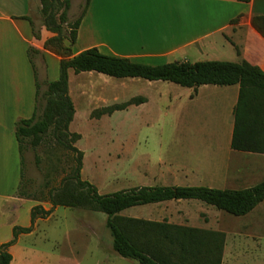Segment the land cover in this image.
<instances>
[{
    "label": "rangeland",
    "instance_id": "obj_1",
    "mask_svg": "<svg viewBox=\"0 0 264 264\" xmlns=\"http://www.w3.org/2000/svg\"><path fill=\"white\" fill-rule=\"evenodd\" d=\"M114 1L116 10L114 16H108V20L112 19L108 29L109 40L115 46L136 48L141 31L160 33L155 29L158 22L144 16L149 13L147 7L153 9L157 5L156 0ZM132 1L139 4L143 14L141 31L126 13ZM70 2L68 20L73 22L80 15L84 0ZM31 4L35 24L32 23L40 34V2L31 0ZM107 5L111 6V2ZM106 10L110 13V7ZM85 44L82 39L73 50ZM152 46L146 47L149 53L156 50ZM100 52L109 55L104 48ZM41 56L39 51L32 58L38 80L44 83L48 80ZM178 56L176 53L166 58L133 60L161 65L180 60ZM48 66L52 72L53 61ZM57 70L59 73L58 63ZM68 87L75 109L69 130L79 135L75 146L83 152L81 178L93 184L100 194L154 185L244 189L264 181V155L229 147L230 88L202 87L196 93L167 81L119 79L96 72H70ZM134 97L148 101L99 117L94 114ZM46 149L24 152L25 177L32 182L29 189L34 191L33 198L21 197L20 206L14 210L10 203L16 202L0 197V245L13 238V227L30 225L34 206L51 209L47 217L34 221L30 233L20 234L19 240L9 247L10 264H138L113 250L105 214L81 208H51L48 190L58 186L68 173L71 156L58 149ZM35 155L42 158L39 167L34 162ZM120 215L222 232V264H264V201L244 216L230 215L198 200L137 206Z\"/></svg>",
    "mask_w": 264,
    "mask_h": 264
},
{
    "label": "trees",
    "instance_id": "obj_2",
    "mask_svg": "<svg viewBox=\"0 0 264 264\" xmlns=\"http://www.w3.org/2000/svg\"><path fill=\"white\" fill-rule=\"evenodd\" d=\"M247 3L250 0H237ZM42 26L52 34L43 43V49L59 58V75L52 82L41 83L36 78L32 60V47L27 55L34 72L36 88L35 113L29 119L15 124V138L21 158V180L17 187L19 198L32 199V184L25 177L24 152L40 147L58 149L70 154L68 173L58 186L48 190L51 208H81L106 215L105 226L112 237V248L121 257L135 260L138 264H222L225 236L222 232L205 230L172 223L148 221L121 216L126 209L167 201L198 200L233 216H244L264 201V181L244 189H216L207 186L154 185L140 186L100 194L90 182L81 178L83 152L75 146L79 135L69 130L75 113L69 96V70L74 74L96 72L112 78H141L148 81H167L186 88L201 85H238L237 102L233 108V129L230 149L237 152L264 155V71L247 61H197L169 62L148 65L125 57L102 54L91 47L73 55L77 30L90 0H84L79 17L68 20L70 0H39ZM31 31L36 39L32 21ZM237 20H233L236 22ZM254 29L264 38V16L251 19ZM66 42V43H65ZM238 52V51H237ZM45 86L43 90L42 87ZM145 102L134 97L121 104L94 111L95 116L111 114L133 104ZM52 147V148H51ZM54 147V148H53ZM37 167L43 162L35 155ZM51 209L40 205L30 211L28 227L15 226L13 238L0 245V264H10L9 247L16 243L20 234H28L37 218H45Z\"/></svg>",
    "mask_w": 264,
    "mask_h": 264
},
{
    "label": "crops",
    "instance_id": "obj_3",
    "mask_svg": "<svg viewBox=\"0 0 264 264\" xmlns=\"http://www.w3.org/2000/svg\"><path fill=\"white\" fill-rule=\"evenodd\" d=\"M108 2H111V6L107 5ZM115 2L90 0L77 30L76 42L72 47L73 55L96 47L99 51L104 48L111 56L139 62L133 59H159L178 53L180 60L177 62L245 60L264 71V38L251 24L252 17L264 16V0H250L247 3L237 0H156L157 5L153 9L147 7L149 13L144 16L148 21L158 22L162 28L161 31L158 25L155 27L160 32L158 35L151 31H141L139 27L143 14L140 13L139 4L137 6L132 1L126 13L132 23H137L135 28H139L141 32L137 47L128 45L127 49L117 47L109 40L111 30L108 25L112 19L108 20V16H114ZM107 7H110V13L106 10ZM32 9L31 0H0V197L5 198L6 202L19 203H10L14 210L21 203L17 196L21 180V158L15 138V124L32 117L36 107L35 78L27 55L28 48L41 51L48 81L56 80L59 75V58L43 49V43L52 34L42 26L40 39H36L29 21L22 18L28 17L34 23ZM82 39L86 44L74 51V46ZM149 44L156 46L155 52L149 53L150 50L146 48ZM47 60L53 61L52 72L48 66L50 61L47 63ZM34 66L36 78L39 79L35 63ZM68 72L73 71L70 69ZM210 86L218 87L201 85L192 89L198 93L200 88ZM222 87L233 90L228 107L232 118V126L228 129L230 147L233 108L237 102L239 87L237 84ZM146 101L148 100L145 99V103ZM74 118L73 116L69 129Z\"/></svg>",
    "mask_w": 264,
    "mask_h": 264
}]
</instances>
